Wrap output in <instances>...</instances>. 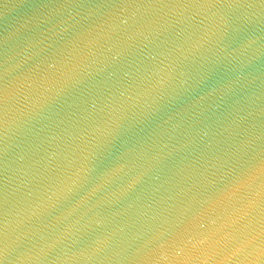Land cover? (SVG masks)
<instances>
[{
	"label": "water",
	"instance_id": "1",
	"mask_svg": "<svg viewBox=\"0 0 264 264\" xmlns=\"http://www.w3.org/2000/svg\"><path fill=\"white\" fill-rule=\"evenodd\" d=\"M0 264H264V0H0Z\"/></svg>",
	"mask_w": 264,
	"mask_h": 264
}]
</instances>
